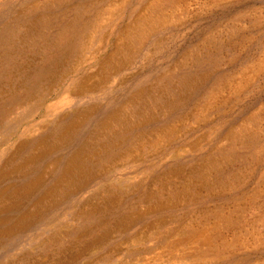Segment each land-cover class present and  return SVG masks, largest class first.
I'll list each match as a JSON object with an SVG mask.
<instances>
[{
    "label": "rangeland",
    "instance_id": "374dc122",
    "mask_svg": "<svg viewBox=\"0 0 264 264\" xmlns=\"http://www.w3.org/2000/svg\"><path fill=\"white\" fill-rule=\"evenodd\" d=\"M138 1L80 0L81 6L91 10L88 13L89 17L98 15L100 25L105 28L101 29L103 31L100 33H89L83 40L79 52L76 51L61 68L62 72L59 71V74L63 76L62 80L54 87L55 95L47 98V104H55L56 113L60 112L63 117L62 114L70 110L74 111L93 102H101L104 105L97 113L99 116L103 110L104 112L111 110L116 105L115 110L118 111L114 113V117L119 116L120 122L123 121L122 123L130 128L146 119L158 117L161 106L164 103L165 105L171 103L172 96L167 94L165 85L159 80L173 76L177 82L181 76L187 75L195 68V61L206 63L209 57L221 58L219 72L220 75L225 76L224 82L214 85L213 99H211L212 95L201 91L191 105L182 110L183 112L180 111L166 120L162 119L164 121L160 120V123L149 122L138 128V131H134L139 133L136 134L135 145L124 149L119 143L120 155L113 161H104L103 167L94 171L98 179L91 180L86 189L70 194L61 205L49 210L44 220L38 222L34 220L31 222L32 226H21L22 224L20 225L17 221L18 211L13 212L16 219L8 224L0 225V230H9L13 224H16L15 229H19V233L4 238L0 244V251L9 250V245L14 244L18 239L16 243L20 245V248L17 250L21 253L12 256L13 258L1 259L0 264H240V262L241 264H264V0H173V2L169 1L170 3L164 1L165 5L162 8L166 17L163 21H160L162 19L159 15H154L155 17L147 21L150 3L161 0H141L140 4L137 3ZM60 3L62 5L59 10L64 12L75 6L77 1L0 0V10L2 8L0 23L2 20L9 22L14 16H18L21 21L19 29L15 28L8 40V45L16 48L11 52L18 54L17 59L21 63L22 71L32 60L28 42L32 41L36 33H45L41 22L43 18L55 11L54 8ZM7 5L12 6L15 15L9 13L10 8L3 9ZM63 7L67 8L63 9ZM48 8L50 10L53 8L52 12H49ZM139 25L143 30V35L141 34L143 45L140 44L142 45L140 49L133 47V44H128L127 39L129 34L140 32L137 30ZM234 57L235 62L230 63ZM115 70L121 71L116 74ZM197 75L201 78L204 76L203 71H197ZM144 79L151 80L145 84L144 95L132 97L131 92L134 87L145 82ZM18 82L19 78L12 84L0 81V90L12 91ZM209 88L208 84L206 89ZM97 89L99 92L76 97L79 91L80 93L93 92ZM128 96H131V99ZM183 97H186L185 94ZM67 103L69 105L66 106ZM42 111L40 110L30 122L24 121L19 127L10 124L12 119L5 121L4 132L0 135V138L3 135L7 136L3 147L0 145L2 163L9 158H15L13 160L18 163L29 154L37 156L45 149H47L46 152H50L54 147L62 146L56 137L47 138L49 134L53 135V132H57L53 122L47 121L44 124L35 125L41 118ZM135 111L141 114L134 115ZM79 112H83L82 109ZM84 116L88 114L83 113V116L79 114L77 122L84 120ZM94 117H96L95 114L84 127L78 130L77 134L80 135L76 141L82 137L84 129L88 132L93 128ZM162 123L168 125L163 127L166 129L163 131L164 134L158 133L163 130ZM113 127V131L120 134L125 129L116 124ZM171 129L173 131L169 132ZM128 130L125 131L127 134L131 128ZM106 132V130L98 131L100 138H104ZM36 134V137L47 136L46 143L36 145L32 142L34 139L30 141L31 136ZM21 143L29 144L31 148L21 146ZM98 143H94L95 153L100 155L99 158L92 157L94 164L95 160H100L106 153L104 143L101 141ZM65 148L63 151L67 154L70 149ZM256 148L260 166L255 167L248 162L246 165H235L232 171H229L228 167L225 168L224 154L221 156L220 151L223 150L226 154L228 149H233L232 156L228 158H249ZM87 156L88 154H85L83 158H90ZM55 157L56 153L44 158L43 161L47 163ZM37 160L39 159L35 158L34 162ZM211 164L215 166L204 180L194 176V172L204 173ZM50 167L53 168V165L49 164L47 171L51 170ZM10 169L11 167L0 166V170H5L8 174ZM219 171L227 172V174L233 172L237 176H232L226 181L227 183H224L225 186L221 187L218 185L219 180L215 179L219 176ZM148 172L150 177L147 176ZM107 173V178L100 180V176ZM15 174L19 176L18 172L8 175L10 178L5 182L7 186L13 185L12 183L18 180L14 178ZM27 180L20 178L18 182ZM140 183L143 184L141 188L137 187L141 185ZM5 184L0 186L4 187ZM65 185L66 182L60 183L56 193H47L43 196L48 199L46 204L53 203L52 200L59 202L60 199L56 194H60ZM99 186L101 189H97ZM182 188L187 191L174 202L176 207L174 206L173 210L169 209L168 206H172V196L168 195L169 192ZM161 192L163 195L160 196ZM8 194L14 196L12 193ZM38 194L40 196L41 193L38 192ZM109 194H112V200L110 198V202H107L104 199ZM36 195L37 193H34L33 198L30 196L26 198L27 203L21 204L23 209L37 204ZM158 196L156 206V199L152 198ZM147 197L151 198L149 203L145 201ZM1 198L0 202L3 203ZM101 201L103 203H100ZM159 204L165 206L161 212L167 210L169 217H177L180 226L176 229L183 234L186 226L194 224L201 226L205 222H210L208 215L213 210L225 211L226 217L232 222L236 221L240 213L243 216L239 224L235 225L238 228L232 231L233 233L225 228V222L217 229L222 239L220 241L231 243V248L220 253L219 257L177 259V257L173 258L171 255L160 253L161 250L132 255L134 251L145 250L151 246L153 240L151 237L154 236L158 227V213H161L156 209ZM91 210H100L103 220L109 221L114 228L106 239L109 244L91 243V240L83 243L85 241L82 238L75 240L73 237H66L77 228H79L77 231L81 232L83 220L79 218L80 220L77 221L76 218L81 213H88ZM30 211L33 213L35 210L32 208ZM30 211L28 209L27 213ZM108 211L117 219H119L118 215H124L122 225L121 222L115 224L114 221H110L113 217L108 215ZM138 215L147 221L138 222L125 238L124 235L127 234L123 231L125 226L131 224V219L137 220ZM126 216L128 219L125 218ZM254 221L255 223H251ZM9 225L10 228H8ZM173 227L169 225V228ZM169 228L167 231L172 232ZM52 234H54L53 239H51ZM234 238L238 239L233 241ZM220 241L215 244L218 245ZM218 249L222 250L221 247Z\"/></svg>",
    "mask_w": 264,
    "mask_h": 264
},
{
    "label": "bare ground",
    "instance_id": "6f19581e",
    "mask_svg": "<svg viewBox=\"0 0 264 264\" xmlns=\"http://www.w3.org/2000/svg\"><path fill=\"white\" fill-rule=\"evenodd\" d=\"M75 1H77V4L75 6L69 8V9H66L67 7H63V9H66V11H64V12L59 10V8H61L62 3L58 4L57 7L54 8L55 11H53V12H52L53 8H51V10L48 8L49 12H52V13L50 15H48L47 17L43 18L44 20L41 22V26H43V29H45L44 30L45 33H43V34H41V32L36 33L34 35V38L31 39L32 41L28 42L29 43L28 49H29V52L32 54V60L29 61L28 67H26L23 71L20 67L21 63L17 59L18 54L11 52L13 50H16V48L11 47V46L9 47V45H8V40L11 38L14 29L18 28L21 25L20 24V22H21L20 18L18 16H14L13 19H11L9 22L2 20L0 23V81H2L4 83L11 82L10 84H12V82H14L16 79L19 78L18 85L15 86V88L12 91L6 92L4 90H0V135L3 134L1 132H4V123H6L5 122L6 120L12 119L10 121V124L11 125L15 124V126L19 127L20 125H22L24 123V121L28 120V122H30L32 120V118H34L35 115H37V113L40 112V110H43L42 111L43 114H42L41 118L36 122L35 125L38 126L40 123L44 124L47 121H49L51 123L53 122L55 125L54 127L57 129V132L55 131L56 133L53 132V135L49 134V137H47V136L46 137L47 138L56 137L61 142L60 145H62L59 147H57V146L54 147L53 150L51 149L50 152L49 151L46 152L47 149H45L43 152H41L37 156H33V155L29 154L26 156L25 159H23V161H20L18 163L13 159H11L10 161L5 159L4 163H2L3 161H0V166L2 165V168H3V166L4 167H6V166L11 167L9 174H13V173L18 172L19 176H17L15 174L14 175L15 179H18V180H20V178L21 179H28L25 182L24 181L18 182V180H17L15 183H12L13 185L8 184L9 186H7V184H5V182L8 178H10L8 176L9 174L6 173L5 170L4 171L0 170V185L3 186V184H5L4 187L0 186V197L3 195H7L8 193H12L16 196V199L17 198L19 199L17 201V203L14 205L11 204V206H10L8 204L4 208L0 206V225L1 226L4 223L8 224L11 221H14L16 219V215H14V217H8L6 215L7 211H8V213L9 212L13 213V212L18 211V220L17 221L19 222L20 225L22 224L21 226H26V227L32 226L33 225L31 223L32 221L37 220V222H38V221L42 220L43 218H45L47 216V213L49 212V210L61 205L64 202V200L70 196V194H74V193H77L79 191L86 189L89 186V183L91 182V180L98 179L97 174L94 171H98V169H101L103 167L104 161H110V160L113 161L115 159V157H118L120 155V153H119L120 151H119V147H118L119 143L122 144V148H124V149L132 147V145L134 144V140L137 137L136 134H139V133H136L134 131H136L138 128H141V127L147 125L149 122L160 123L161 121L168 119L170 116H172L174 114H178L183 109H187L191 105V103L193 102V99L196 97V95H198V93H200L201 91H206L210 96L212 95L211 99H213L212 97L214 95H213L212 90L214 89V85L217 83L220 84V82L225 79V76L222 74H221L222 75L221 76L220 72H219V68L221 66L220 65L221 64V62H220L221 58H218V57H216V58L209 57V59H207L206 63L205 62L200 63L199 61H195V64H194L195 68L194 69L192 68L193 70H190V72H188V74L185 76L183 75V77L180 75L181 78L178 79L177 82H175V80L173 79V76L163 77L162 79L159 80V82L161 84L165 85V87H166L165 91L167 90L168 91L167 94H170L172 96L171 103H167L165 105V103L163 102L164 105L161 106L160 114L158 115V117L146 119L144 122L141 121L140 124L138 123L139 125L137 123H136V125L134 124L135 127H130L131 130L128 134L125 131H129L128 129H130V128L128 126L124 125L122 123L123 121L120 122L121 120H119L120 119L119 116H118V118H116L117 116L114 117V113L116 114L118 111V110L117 111L115 110L116 105L113 106V108L111 110L108 109V110H105V112L103 110L102 111L103 113H101V115L97 116V113H99L101 111L104 103L102 104L101 102L100 103L93 102V103H90L86 106L81 105L82 108L77 107L78 109H76L74 111L70 110L71 112L68 111L66 114L63 113L62 114L63 117H61L60 112L56 113L54 103L53 104L52 103L47 104V98L55 95L54 87L56 86V84L58 82H60L62 80L63 76H62V74H59V71H61V68L66 64V61L68 59H70L76 53V51L79 50V48L81 47V44L83 43V40L87 38V35L89 33H91V32L100 33L103 31L101 29L105 28L102 25H100V23L98 21V15H94L92 17H89L88 13L91 10L88 9V7L81 6L80 0H75ZM162 1H163V3H162ZM164 1H165V3H170L169 1L173 2V0H161V1H157V2L154 1V2L150 3L151 7L149 9V13H148L149 19L147 18L148 19L147 21H150L151 17H155L154 15H159L160 18L162 19L160 21L164 20V18L166 17L165 12L163 11V8H162L165 5ZM137 3L140 4L142 2H141V0H139ZM167 5L169 6L171 4H167ZM9 6L10 5H7L3 9L10 8L8 11H9V13L13 14L14 11L12 9V6L11 7H9ZM133 8H134V6H133ZM167 9H168V7H167ZM1 10H2V8H1ZM132 11H130V12H132ZM13 15H15V14H13ZM41 18H42V16H41ZM39 19H40V17H39ZM140 26L141 25H139V27L137 28V30L140 31L139 33L129 34V36L127 35L128 36V38H127L128 44H133L132 45L133 47H139V49H140V46L143 45L142 44V38H141V34L143 35V33H142L143 30L141 29ZM152 28H154V27H152ZM30 35H32V34L30 33ZM140 44H142V45H140ZM129 51H130V49L128 48L127 52L129 53ZM156 52H157V50H156ZM235 59H236L235 57L232 58L230 60V63H233V61L235 62ZM255 62H256V60H255ZM200 70L203 71L204 76H202L201 78H198V75L196 76V73H197V71H200ZM120 71L121 70H115L116 74H119ZM16 72H17V74H16ZM212 73H213V75H212ZM158 78H159V76H158ZM144 81L145 82H141L137 86L134 85L135 86L134 90L131 92L132 97H140V96L144 95L145 86H146L145 84H147V82H149L151 80L150 79H147V80L144 79ZM210 82H211V84H210ZM208 84H209L210 88L206 89V86H208ZM99 89H97L93 92L92 91H90V92L82 91L80 93V91H79V92H77L76 97L81 96V95L86 94V93H88V95L90 93H95ZM110 89H111V87H110ZM148 90H149V88H148ZM127 91H129V90H127ZM183 94H185V96H186L185 98L183 97ZM121 97H123V96H121ZM128 97L130 98L131 96H128ZM124 98H126V97H124ZM121 102H123V101H121ZM111 103H115V102H111ZM65 105L67 106V105H69V103H67ZM109 105H111V104H109ZM69 108H71V107H69ZM118 108H119V106H118ZM163 108H164V110H162ZM80 109H82L83 112H79ZM139 111H135L133 114L138 116L141 114ZM182 112H181V114H182ZM83 113L88 114V116H84L85 117L84 120H80L79 122H77L76 119H77L78 115L80 114L81 116H83ZM94 114L96 115V117H94L93 128L90 129L88 132H87V129H84L82 132L83 134L81 133L82 137L79 139V141H76L77 137L80 135V134H77L78 130L80 128L84 127L85 124H87L88 120H90L91 117L94 116ZM49 115H50V118H49ZM162 119H164V120H162ZM114 124H116L118 126H123V128H125L123 133L121 131H119V132H121V134L113 131L114 129H112V127ZM170 124H171V122H170ZM164 125L168 126V125H166V123H162V128L165 127ZM164 129L165 128H163V130L159 129L161 131H159L158 133L162 134L163 131L166 130V129L165 130ZM102 130L107 131L105 133L104 138H100L101 136L98 133V131H102ZM147 131H148V129H147ZM171 131H173V130L172 129L169 130V132H171ZM139 132H141V131H139ZM166 135H167V133H166ZM36 136H37V134L32 135L30 141H32V139H34L32 142H35L36 145L46 143L47 139L45 136H39V135H38V137H36ZM6 137L3 135L0 138L1 139L0 140L1 146L5 144ZM91 140H93V141L91 144H89ZM71 141L73 143H71ZM100 141L102 143H104L106 153L104 154V156H102L100 158V160H95L96 163L94 164L92 161V159H93L92 157L99 158L98 156L100 155V153H98V154L95 153L96 145H94V143L97 144ZM29 144H30V142H29ZM29 144L21 143L20 145L21 146L22 145L28 146L27 148H31L29 146ZM47 146H49V145H47ZM2 147H0V149ZM65 147L70 149L69 151H67V154H66V152L63 151V148H65ZM87 149H88V151H86ZM117 150H118V152H117ZM236 150H237V148H236ZM232 151H233V149H228V152L226 154L224 153L223 150L220 151L221 156L224 154L223 156H224V159L226 161L225 168L228 167L229 171H232L235 168L234 167L235 165H238V166L241 164L246 165V163L249 162L250 164H252L256 167L257 165H259L261 163L260 159L257 158V148L253 152V155L249 158L248 157L247 158H236V157L235 158L234 157L228 158V156L230 157ZM84 152H86V153H84ZM55 153H56L55 158H52L47 163H45L43 161L44 158L46 159L47 157H49V155L51 156V155H54ZM85 154H88L87 157H90V158H83V156ZM35 158H37L39 160H37V162H34ZM221 158H223V157H221ZM221 158H219V159H221ZM8 162H10V163L13 162V163H11V166H10V164H7ZM42 162H44L43 165L38 167V165H40V163H42ZM49 164H52L53 168L50 167L51 170L47 171V169H48L47 167L49 166ZM57 165H58V168H57ZM214 166L215 165L211 164L204 171V173L199 172V171L194 172V176H198V178L204 180L207 177L206 175L208 173H210V171L212 170V168ZM18 169H21V170L18 171ZM156 170L157 169H155V171ZM219 172H218L219 176H216L215 179H216V181L219 180L218 185H220L221 187L225 186L224 183L226 181H228L229 179H231L232 176H234V177L237 176V174L236 173L233 174V172H229L228 174H227V172L226 173L221 172V171H219ZM56 173H58V174H56ZM107 175H108V173L105 174L104 176H100L101 177L100 180H104L105 178H107ZM147 176L150 177L151 176L150 173ZM50 181H52V182H50ZM196 181L197 180H195V182ZM65 182H66L67 186L65 185L61 189L62 192L60 194H58V195L56 194V196L59 197L60 201L56 202V201L52 200L53 203L46 204L48 202V199H46L43 196H45L47 193H51V194L56 193L59 190V184L60 183L62 184ZM142 183L144 184V182H142ZM143 184H141L140 186H137V187L141 188L143 186ZM70 189H72V191H69ZM97 189H101L100 186ZM186 191L187 190H185L184 188H182L180 190H175L173 192L170 191L168 195L172 196L171 197L172 198L171 199L172 200V202H171L172 206L169 205L168 208L173 210L174 206H175L174 202H176L177 199L179 198V196L184 194ZM38 192L41 193L40 196H39ZM34 193L38 194V196L36 198V200H38L37 204L34 207L32 206L30 208H27V209L24 208L23 209V205L25 203H27L26 198L29 196L32 197L34 195ZM150 195L151 194H149V196ZM161 195H163V192L160 193V196ZM110 198L112 200V194H109L107 196V198L104 200L107 202H110ZM158 198H159V196L156 198H152L154 200L156 199V202H155L156 206L158 203L157 202ZM225 199H227V198H225ZM150 200H151V198L147 197L145 201H146V203H149ZM87 201H89V200H87ZM255 202H253V203H255ZM100 203H103V202L101 201ZM227 203H229V202H227ZM21 204H23V205H21ZM163 206L164 205L159 204L158 207L156 208V209H158L157 212L158 211L161 212L162 210H164L165 206L164 207ZM1 208H3V209H1ZM32 208L35 210L33 213L30 211ZM28 209L30 211L29 213H27ZM88 211H90V210H88ZM99 211H94V210L92 211L91 210V212H88V213H81V214L79 213L81 217L77 216L78 218H76V219H77V221L80 220L79 218H82L81 220H83L81 223V227H80L81 232H78L77 230L79 228H77L75 231H73L71 233V235L68 234L66 237H73V239H75V240L82 238L85 241L83 243H88L87 240H91L90 241L91 243L96 242V243H101V244L106 245L108 243L106 239L109 237V233L111 231H113L114 228L109 224V221H106L105 219L103 220V218H102L103 216L101 215V212H99ZM167 212H168L167 210H166V212H161L163 215L161 213H158V216H159V217H157V219L159 220L158 224H157L158 227H156L157 231L155 232L154 236L151 237V238H153V240L151 241L152 242L151 246H148V248L145 250L134 251V252H132V255L148 254V253H153L155 251L161 250L160 253L162 252L164 254L171 255V256H173V258L177 257V259H183V258L201 259V258H205L206 256L219 257L220 253H224L223 251L231 248L230 247L231 243H228L227 241L225 242L224 240H223L224 242L220 241L222 239H221L217 229L221 225H223L222 224L223 222H225L226 223L225 228L229 232L236 231L238 227H236L235 225L239 224V221H240L241 217L243 216L240 213L238 215V218L236 219V221L232 222L230 220V218L226 217L225 211L213 210V211H211V213L209 212V215H208L209 216L208 219L210 220V222H205V223L201 224V226L200 225L197 226L195 224L186 226L185 233L183 234L177 230L178 226H180V224H178L179 220H177V217L176 218L173 216L169 217ZM187 213H188V211H187ZM103 214H104V212H103ZM112 214L113 213L108 211V215L112 216ZM144 214H146V213H144ZM123 216L124 215H122V216L118 215V218L121 220L113 217L112 219H110V221H114L115 224H119L121 222L120 224L122 225V223L124 221V220H122ZM205 216H204V218H205ZM125 218L128 219L127 216ZM144 220L147 221L146 219H143L141 215H138L137 220L131 219L130 220L131 224H127L123 230L125 233H127L126 236L124 235V237L127 238L129 235V231H131L132 228L138 222L144 221ZM206 220H207V218H206ZM255 220L257 221V219H255ZM183 221H184V219H183ZM185 221H186V219H185ZM251 223H255V221L251 222ZM15 225L16 224H13V226H12L13 231H11L12 228L9 230L8 229L0 230V244L2 243L4 238H6V237L8 238V237L12 236L13 234L15 235L19 231V229L18 230L15 229ZM164 225H165V227H164ZM169 225H171V226L173 225L174 227L171 229V228H169ZM10 227L11 226L9 225L8 228H10ZM163 227H164V229L161 230V228H163ZM168 228L171 229L172 232L167 231ZM122 229H123V227H122ZM92 231H94L96 234L94 232L90 233ZM59 235L61 236V234H59ZM53 238H54V234H52L51 239H53ZM234 239H233V241H236L238 238L235 240ZM218 241H220V243L218 245L215 244ZM90 242H89V244H90ZM103 242H105V243H103ZM90 246H91V244H90ZM218 247H221L222 250L218 249ZM126 257H128V256H126ZM240 264H241V262H240Z\"/></svg>",
    "mask_w": 264,
    "mask_h": 264
},
{
    "label": "flooded vegetation",
    "instance_id": "af4514ba",
    "mask_svg": "<svg viewBox=\"0 0 264 264\" xmlns=\"http://www.w3.org/2000/svg\"><path fill=\"white\" fill-rule=\"evenodd\" d=\"M3 196H1L2 197L1 198V201L3 200V203L0 202V206L3 207V208L5 207V205H8V204L10 206H11V204L14 205L19 200V199L18 200L15 199L16 198L15 195L12 196L11 194H7V195H3ZM3 208H1V209H3ZM6 215L8 217H14V215L12 214V212H9L8 213V211H7V214ZM16 242H18V239L16 240ZM16 242L14 244H10L9 245V248H8L9 250H2V251H0V260L1 259H5V258H13L12 256H15L16 254L21 253V252H19V250H17V249L20 248L19 247L20 245H18V243H16Z\"/></svg>",
    "mask_w": 264,
    "mask_h": 264
},
{
    "label": "crops",
    "instance_id": "0c3cea01",
    "mask_svg": "<svg viewBox=\"0 0 264 264\" xmlns=\"http://www.w3.org/2000/svg\"><path fill=\"white\" fill-rule=\"evenodd\" d=\"M12 159H15V158H12ZM10 160H11V159L9 158L8 161H10ZM11 163H13V162H11ZM11 163L8 162L7 164H10V166H11ZM37 196H38V194L36 195V198H37ZM31 198H33V196H32ZM36 221H37V220H36Z\"/></svg>",
    "mask_w": 264,
    "mask_h": 264
}]
</instances>
